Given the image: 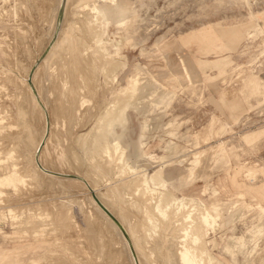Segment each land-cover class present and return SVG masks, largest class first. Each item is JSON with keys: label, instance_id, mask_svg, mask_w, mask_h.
Returning <instances> with one entry per match:
<instances>
[{"label": "rangeland", "instance_id": "rangeland-1", "mask_svg": "<svg viewBox=\"0 0 264 264\" xmlns=\"http://www.w3.org/2000/svg\"><path fill=\"white\" fill-rule=\"evenodd\" d=\"M111 2L0 0V264H183L188 212L206 264H264V0ZM104 115L116 155L88 138ZM47 137L40 163L63 178L37 167Z\"/></svg>", "mask_w": 264, "mask_h": 264}, {"label": "bare ground", "instance_id": "bare-ground-1", "mask_svg": "<svg viewBox=\"0 0 264 264\" xmlns=\"http://www.w3.org/2000/svg\"><path fill=\"white\" fill-rule=\"evenodd\" d=\"M105 1V0H104ZM115 2V0H110V2ZM248 1V0H247ZM70 2H71V0H66V5H69L70 4ZM111 2V3H112ZM116 3V2H115ZM61 4H63V3H61ZM60 4V6H59V11H60V9L61 8H63V6ZM64 4V5H65ZM95 4V6L93 7L94 9H92L94 12H96V13H98V14H102V18H103V16H104V18H106V11L105 10H102V9H100V7H98L97 5H96V2L94 3ZM113 4V3H112ZM113 6V5H112ZM116 6V5H115ZM67 8L69 7V6H66ZM66 10H69V9H66ZM126 12V11H125ZM68 13H67V11H66V15H67ZM119 14H120V16H124V13H123V11H119ZM59 15V14H58ZM61 21V20H60ZM92 21V20H91ZM59 21L57 20V23H58ZM65 21H63L62 22V26H63V23H64ZM88 23V22H87ZM90 23L91 22H89V24H88V26H90ZM93 23V22H92ZM61 24V23H60ZM58 29H60L59 27H57V24H56V26H55V35L58 33ZM61 29H63V28H61ZM93 31V30H92ZM62 33V32H61ZM64 33V32H63ZM63 33H62V36H63ZM61 35V34H60ZM97 35H102V33L100 34V33H98ZM59 37H61V36H59ZM61 40V39H60ZM59 40V41H60ZM103 37H102V40H100V41H98L99 43H101V42H103ZM59 41H58V43L55 45V48L53 49L54 51L56 50V48L59 46ZM105 41V40H104ZM102 44V43H101ZM104 44H106V43H104ZM104 44H102V45H104ZM119 49V48H118ZM53 51V52H54ZM47 60V59H46ZM44 61V60H43ZM45 62V61H44ZM108 63V62H107ZM165 63V62H164ZM44 64V63H43ZM40 68V67H39ZM143 69H141V71H142ZM140 71V72H141ZM144 71V70H143ZM140 72H138L137 73V75H136V77H135V79H134V82L135 83H138L139 84V82H141V78H139V75H140ZM31 74V73H30ZM29 74V75H30ZM143 75V74H142ZM141 76V75H140ZM147 76V75H146ZM143 78V77H142ZM147 78V77H146ZM175 79V78H174ZM26 80V79H25ZM27 82V81H26ZM132 83V82H131ZM141 84V83H140ZM131 85V84H130ZM165 100V99H164ZM128 104V103H127ZM123 107V106H122ZM77 109V108H76ZM157 115V114H156ZM105 117H100L99 118V120H97V122L95 123V125L93 126V128H92V130L89 132L90 134H89V136H88V138H89V140H90V142H92L93 144H95L96 145V148L99 146V148H101L102 150H104L103 152L105 153L106 152V154L108 155V156H111L110 155V153L111 152H113V153H115V151H116V146H115V142L116 141H118L119 139L116 137V126H115V123H116V120H115V118H113V117H110V115H108V116H106V115H104ZM96 118V117H95ZM0 120H2V119H0ZM102 121H104L103 123H102ZM156 123V122H155ZM47 125H48V131H49V129L51 128V126H50V123L48 122L47 123ZM51 130V129H50ZM49 137V136H48ZM48 137L46 138V139H43L42 141H41V143H40V145H39V147H37V151L35 152V159H36V162H37V167L41 170V171H43L44 173H46V174H48V175H50V176H52L51 174H54V175H56V176H58V177H60V178H63L64 177V174H56L55 172H51V171H49V170H47V169H45V167H43V165L40 163V156L42 155L43 156V152L44 151H46L45 149H46V147L48 146V142H50L49 140H48ZM190 141V140H189ZM121 147V146H120ZM123 147V146H122ZM49 149V148H48ZM140 151H142V150H140ZM61 152V151H60ZM217 152V151H216ZM50 153V152H49ZM142 153V152H141ZM215 153V152H214ZM181 154V153H180ZM115 155H116V153H115ZM204 155H205V153H204ZM203 153H198V154H196V155H193L191 158H190V161L195 165V164H198V165H201V163H202V159L204 158L203 156ZM142 156V155H141ZM140 156V157H141ZM143 157H144V155H143ZM203 157V158H202ZM212 157V156H211ZM141 159H143V158H141ZM122 161V160H121ZM210 161V160H209ZM215 162V161H214ZM180 163V162H179ZM75 166V165H74ZM191 166V165H190ZM189 166V167H190ZM111 167V166H110ZM113 167H114V165H113ZM200 167V166H199ZM37 168V169H38ZM73 168H77V166L76 167H73ZM19 169V168H18ZM69 169V168H68ZM111 169H113L112 167H111ZM75 170V169H74ZM108 170H110V169H108ZM195 170V169H194ZM205 170V169H204ZM15 171H17V170H15L14 169V173H17V172H15ZM71 171V170H70ZM78 171V170H77ZM110 171H112V170H110ZM136 172V171H135ZM203 172V171H202ZM19 173V172H18ZM76 173V172H75ZM83 173V172H82ZM109 173V172H108ZM116 173V172H115ZM138 173H139V171H138ZM142 173V172H141ZM140 173V174H141ZM162 171H160V170H158V171H156L155 172V174L154 175H152V177L150 178V179H152V180H154L153 182H155V180H156V182L158 183H160L161 182V180H163L162 178ZM207 173V172H206ZM71 174H72V172H71ZM111 174V173H110ZM134 174V173H133ZM195 174V173H194ZM194 174H192L193 176H195ZM13 175V174H12ZM16 175V174H15ZM53 175V176H54ZM75 175V174H74ZM14 176V175H13ZM82 176V175H81ZM86 176V175H85ZM137 176V175H136ZM144 176V181H145V185L144 186H147L146 185V182H148L147 181V179H148V175H146V174H144L143 175ZM20 177V176H19ZM135 177V176H134ZM24 178V177H23ZM22 178V179H23ZM59 178V179H60ZM90 178V177H89ZM192 178V177H191ZM58 179V180H59ZM79 180L78 181H85V180H83V179H80V178H78ZM134 179V178H133ZM65 180V179H64ZM151 180V181H152ZM158 180V181H157ZM12 181V176H8V177H5L4 179H0V183L2 184V185H7L9 182H11ZM71 180H69V182H70ZM87 181H90V180H87ZM135 181H133L132 182V184L134 183ZM71 183V182H70ZM84 183V182H83ZM10 185H11V183H9ZM137 184V183H136ZM148 184V183H147ZM154 184V183H153ZM152 184V185H153ZM156 184V183H155ZM70 185V184H69ZM126 185V184H125ZM131 185V184H130ZM158 185V184H157ZM77 186V185H76ZM124 186V185H123ZM127 186H129L128 184H127ZM127 186H126V188H127ZM148 186H149V184H148ZM78 187V186H77ZM93 187V186H92ZM140 187V186H139ZM88 188V187H87ZM91 188V187H90ZM212 188V187H211ZM92 189V188H91ZM131 189V188H130ZM136 189V188H135ZM84 190H86V188L84 189ZM88 190V189H87ZM139 190V189H138ZM147 190H149V189H147ZM1 192V191H0ZM94 192V191H93ZM134 192V191H133ZM2 193V192H1ZM83 193V192H82ZM98 193V192H97ZM111 193H114L115 194V192H111ZM135 193V192H134ZM217 193V192H216ZM86 194H87V192H86ZM90 194V193H89ZM132 195H134V194H132ZM170 195V194H169ZM1 196V195H0ZM97 196V195H96ZM115 196V195H114ZM118 196V195H117ZM116 196V197H117ZM121 196V195H120ZM166 196V195H165ZM135 197V196H134ZM139 197V196H138ZM90 198V197H89ZM101 198V197H100ZM140 198V197H139ZM160 198V197H159ZM162 198V197H161ZM118 199V198H117ZM119 199H121V198H119ZM154 199V198H153ZM158 200V199H157ZM166 200V199H165ZM175 200V199H174ZM92 201V200H91ZM119 201V200H118ZM160 201V199L157 201V202H159ZM162 201V200H161ZM180 201V200H179ZM183 201V200H182ZM88 202H90V201H88ZM105 202V201H104ZM144 202V201H143ZM155 202V201H154ZM157 202H155V205L157 204ZM181 202V201H180ZM180 202H178V203H180ZM196 202V201H195ZM91 203V202H90ZM92 203L94 204V206H95V208L97 209V210H99V211H106L108 214H109V216L110 217H112V212L109 210L110 208H108L107 209V207H108V205H107V207H105L102 203H101V201L99 200V197H96V198H93V201H92ZM91 203V204H92ZM167 203V202H166ZM174 203V202H173ZM182 203H184V202H182ZM181 203V204H182ZM192 203V202H191ZM214 203H216V202H214ZM219 203V202H218ZM221 203V202H220ZM138 204V203H137ZM141 204H143V203H141ZM175 204V203H174ZM177 204V203H176ZM193 204V203H192ZM145 206L147 205L146 203L144 204ZM158 205H160V204H158ZM157 205V206H158ZM169 205V204H168ZM221 205V204H220ZM112 206V205H111ZM139 206V205H138ZM148 206V205H147ZM146 206V210H147V208H148V210H149V207L151 208V206H148L147 207ZM157 206H156V208H157ZM171 206V205H170ZM169 206V207H170ZM219 206V205H218ZM229 206L230 205H225V203H224V206H222V207H224V208H229ZM142 207V206H141ZM152 207H154V206H152ZM159 207V206H158ZM166 207V206H165ZM191 207V206H190ZM203 207V206H202ZM212 207V206H211ZM94 208V209H95ZM145 208V207H144ZM143 208V209H144ZM176 208V207H175ZM178 208V207H177ZM186 208V207H185ZM220 208V207H219ZM223 208V209H224ZM233 208V207H232ZM231 208V209H232ZM112 209V208H111ZM143 209H141V210H143ZM155 209V208H154ZM154 209H153V211H154ZM158 209V208H157ZM156 209V210H157ZM174 209V208H173ZM184 209V208H183ZM190 209V208H189ZM193 209V208H192ZM199 209H201V208H199ZM155 210V211H156ZM159 210V209H158ZM157 210V211H158ZM161 210V211H160ZM160 212L161 213H164L163 212V208H162V205H161V208H160ZM166 210V209H165ZM164 210V211H165ZM167 210H168V208H167ZM167 210H166V212H167ZM170 210H172V209H170ZM195 210V209H194ZM197 210V209H196ZM221 210V209H220ZM117 211V210H116ZM140 211V210H139ZM205 211L206 212H209L210 214H212V213H214V210L213 209H205ZM144 212V211H143ZM187 212V211H186ZM193 212V211H192ZM223 212V211H222ZM221 212V213H222ZM237 212H238V210H237ZM148 213V212H147ZM146 213V214H147ZM168 213H169V211H168ZM173 213V212H172ZM178 213V212H177ZM209 213L207 214H203V212H202V214H203V217H200L202 220H204V223L205 224H209L211 221H210V219H211V217L213 216H211V215H209ZM236 213V212H235ZM103 215H105L106 216V218L108 219L107 221H109V223H111V220H109L110 218L106 215V213L105 212H103L102 213ZM101 214V215H102ZM118 214V213H117ZM120 214V213H119ZM118 214V215H119ZM152 214V213H151ZM160 214V213H159ZM165 214V213H164ZM198 214V213H197ZM196 214V215H197ZM201 214V213H200ZM201 214V215H202ZM225 214V213H224ZM144 215V214H143ZM148 215V214H147ZM176 215V214H175ZM179 215V214H178ZM233 215H234V213H233ZM150 216H152V215H150ZM162 216H163V214H162ZM172 216V215H171ZM229 216V215H228ZM89 217V216H88ZM123 217V216H122ZM161 217V216H160ZM164 217H165V215H164ZM5 218H6V216H5ZM148 218V217H147ZM150 218H153V217H150ZM150 218H149V220H150ZM167 218V217H166ZM216 218V217H215ZM214 218V219H215ZM2 219L4 220V218L2 217ZM101 219V218H100ZM124 219V218H123ZM196 219V218H195ZM213 219V218H212ZM237 219V218H236ZM95 220V219H94ZM97 220V219H96ZM105 220V219H104ZM121 220V219H120ZM155 220V219H154ZM165 220V219H164ZM224 220V219H223ZM6 221V220H5ZM122 221V220H121ZM156 221V220H155ZM154 221V222H155ZM228 221V220H227ZM231 221V220H230ZM238 221V220H237ZM7 222V221H6ZM124 222V221H123ZM170 222V221H169ZM178 222V221H177ZM180 222V221H179ZM97 223V222H96ZM120 223V222H119ZM129 223V222H128ZM128 223L126 224V223H124V224H126V225H128ZM161 223V222H160ZM195 223V222H194ZM202 223H203V221H202ZM212 223V222H211ZM229 223V222H228ZM107 224V223H106ZM113 223H111V225H112ZM116 224H117V222H116ZM150 224H151V222H150ZM157 224V223H156ZM174 224V223H173ZM192 224H193V217H192V213L191 212H188V213H184V217H183V219L181 220V224H179L178 223V225H176V227H177V233L179 232V236L176 238V239H178V240H176L175 241V243H176V245L178 246V254H179V258H178V260L180 259V261L179 262H182L183 264H206V262H205V260L204 259H206V258H204L203 257V254H202V256H198L197 254H195V253H193V251H191L190 250V248L188 249L187 248V246L185 245V242H186V237H188L189 235L188 234H190V230L192 229ZM225 224V223H224ZM231 224V223H230ZM229 224V225H230ZM91 225V224H90ZM110 225V224H109ZM118 225V226H117ZM117 225H115V224H113L112 225V227L114 228V227H116V228H114V229H116L117 230V228H118V232L120 233V231H122L123 233H124V235H126L125 234V231H128V230H124L123 228V226L120 224V226H119V224H117ZM142 225V224H141ZM162 225V224H161ZM97 226V225H96ZM121 226L123 227V228H121ZM153 226H155V225H153ZM158 226V229H159V227H160V225H157ZM168 226H169V224H168ZM172 226V225H171ZM196 226V225H195ZM211 226V225H210ZM223 226V225H222ZM107 227V226H106ZM110 227V226H109ZM108 227V228H109ZM151 227H152V225H151ZM163 227V226H162ZM175 227V228H176ZM202 227V226H201ZM108 228H106V229H108ZM111 228V227H110ZM153 228V230L156 228H154V227H152ZM172 228V227H171ZM195 228V227H194ZM142 229V228H141ZM201 229V228H200ZM205 229V228H204ZM174 230V229H173ZM199 230V229H198ZM203 230V229H202ZM202 230H200V231H202ZM219 230V229H218ZM157 231V230H156ZM159 231V230H158ZM107 232V231H106ZM112 232V231H111ZM115 232H117V231H115ZM147 232V231H146ZM160 232V231H159ZM204 232H205V230H204ZM82 233V232H81ZM105 233V232H104ZM140 233V232H139ZM221 233V232H220ZM257 233V232H256ZM111 234V233H110ZM113 234V233H112ZM152 234V233H151ZM161 234V233H160ZM205 234V233H204ZM95 235V234H94ZM119 235V234H118ZM147 235V234H146ZM103 236V235H102ZM120 236H123V235H121L120 234ZM194 236V235H193ZM196 236H197V234H196ZM206 236V235H205ZM221 236V235H220ZM246 236V235H245ZM99 237V236H98ZM133 237V236H132ZM135 237V236H134ZM146 237H148V236H146ZM192 237V236H191ZM190 237V238H191ZM201 237V236H200ZM203 237V236H202ZM56 238V237H55ZM103 238V237H102ZM119 238V237H118ZM117 238V239H118ZM126 238H128L127 237V235H126ZM145 238V237H144ZM149 238H151V237H148V239ZM162 238V237H161ZM160 238V239H161ZM193 238V237H192ZM63 239V238H62ZM69 239V238H68ZM134 239V238H133ZM141 239H142V237H141ZM206 239V238H205ZM36 240V239H35ZM57 240V239H56ZM101 240V239H100ZM140 240V239H139ZM139 240L137 241V242H139ZM145 241H146V239H144ZM172 240H175V239H173L172 238ZM189 240H191V239H189ZM197 240H200V239H197V237H196V239H195V241L197 242ZM40 241V240H39ZM54 241V240H53ZM58 241H59V239H58ZM60 241H62V240H60ZM66 241H67V239H66ZM126 241V240H125ZM125 241H124V243H125ZM142 240H140V242H141ZM165 241V240H164ZM216 241V240H215ZM55 242V241H54ZM114 242V241H113ZM118 242V241H117ZM143 242V241H142ZM148 242H149V240H148ZM200 242V241H199ZM206 242V241H205ZM239 242H240V239H239ZM65 243V242H64ZM69 243V242H68ZM146 243V242H145ZM156 243V242H155ZM160 243V242H159ZM163 243V242H162ZM93 244V243H92ZM100 244H101V242H100ZM134 244H135V242H134ZM141 244V243H140ZM150 244V243H149ZM172 244H174V243H172ZM193 244H195V243H193ZM196 244H198V243H196ZM217 244V243H216ZM103 245V244H102ZM119 245V244H118ZM136 246L137 245H139V244H135ZM134 245V246H135ZM157 245V244H156ZM165 245V244H164ZM192 245V244H191ZM97 246H98V244H97ZM114 246V245H113ZM127 246V245H126ZM153 246V245H152ZM158 246H159V244H158ZM160 246H161V243H160ZM194 246V245H193ZM192 246V247H193ZM197 246V245H196ZM195 246V247H196ZM217 246V245H216ZM72 247V246H71ZM102 247V246H101ZM120 247V246H119ZM122 247V246H121ZM189 247V246H188ZM218 247V246H217ZM216 247V248H217ZM239 247V246H238ZM97 248V247H96ZM103 248V247H102ZM130 248V247H129ZM149 248V247H148ZM154 248H155V246H153V250H154ZM159 248V247H158ZM165 248V247H164ZM198 248V247H197ZM68 249V248H67ZM125 249H127V248H125ZM157 249V248H156ZM163 249V248H162ZM161 249V250H162ZM167 249V248H166ZM206 249V248H205ZM258 249V248H257ZM152 250V251H153ZM160 250V251H161ZM194 250V249H193ZM65 251H66V249H65ZM124 251V250H123ZM156 251V250H155ZM197 252V251H196ZM204 252V251H203ZM69 253V252H68ZM125 253V252H124ZM155 253H157V251L155 252ZM249 253V252H248ZM81 254H83V252L81 253ZM100 254V253H99ZM102 254V253H101ZM119 254V253H118ZM174 254H176V252L174 253L173 252V256H174ZM191 254H192V256H191ZM85 255V254H84ZM123 255V254H122ZM169 255V254H168ZM171 255V254H170ZM63 256V255H62ZM70 256V255H69ZM176 256H177V254H176ZM210 256V255H209ZM71 257V256H70ZM73 257V256H72ZM95 257V256H94ZM114 257V256H113ZM151 257V256H150ZM69 258V257H68ZM67 258V259H68ZM80 258H81V255H80ZM51 259V258H50ZM56 259V258H55ZM54 259V260H55ZM61 259H62V257H61ZM60 259V260H61ZM79 259V258H78ZM118 259H119V257H118ZM148 258H146V260H147ZM150 259V258H149ZM173 259H174V261H175V256L174 257H172V262H173ZM177 259V258H176ZM116 260H117V258H116ZM122 260H123V258H122ZM133 260V259H132ZM154 260V259H153ZM178 260H176V262L178 261ZM207 260V259H206ZM210 262H213L212 260H213V258H211L210 257ZM69 261V260H68ZM79 261V260H78ZM129 261V260H128ZM134 261V260H133ZM149 261V260H148ZM82 262V261H81ZM88 262V261H87ZM130 262V261H129ZM140 262V261H139ZM50 263H53V262H50ZM56 264H57V262H55ZM54 263V264H55ZM72 263V262H71ZM84 264H86L85 262H83ZM123 263V262H122ZM137 263V262H136ZM152 263V262H151ZM48 264H49V262H48ZM66 264H67V262H66ZM140 264H141V262H140ZM216 264H222L221 262H219V261H217V263Z\"/></svg>", "mask_w": 264, "mask_h": 264}]
</instances>
